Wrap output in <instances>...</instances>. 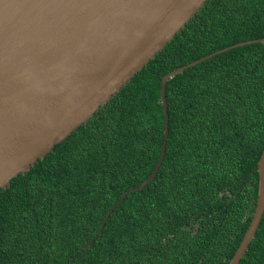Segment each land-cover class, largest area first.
Listing matches in <instances>:
<instances>
[{"label":"trees","instance_id":"obj_1","mask_svg":"<svg viewBox=\"0 0 264 264\" xmlns=\"http://www.w3.org/2000/svg\"><path fill=\"white\" fill-rule=\"evenodd\" d=\"M264 0H207L85 123L0 188V264H229L257 205ZM239 264H264V214Z\"/></svg>","mask_w":264,"mask_h":264},{"label":"water","instance_id":"obj_2","mask_svg":"<svg viewBox=\"0 0 264 264\" xmlns=\"http://www.w3.org/2000/svg\"><path fill=\"white\" fill-rule=\"evenodd\" d=\"M207 0H0V188L25 174L148 65ZM228 45L163 76L164 138L151 174L121 194L106 221L127 196L157 174L167 150V81L229 49ZM257 205L229 264H239L264 214V150Z\"/></svg>","mask_w":264,"mask_h":264}]
</instances>
